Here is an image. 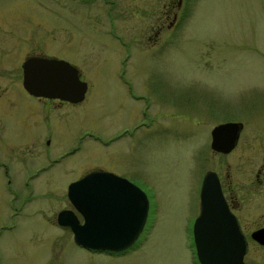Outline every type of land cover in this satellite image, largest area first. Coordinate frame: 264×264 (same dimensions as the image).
<instances>
[{"label":"rangeland","instance_id":"374dc122","mask_svg":"<svg viewBox=\"0 0 264 264\" xmlns=\"http://www.w3.org/2000/svg\"><path fill=\"white\" fill-rule=\"evenodd\" d=\"M161 3L0 0V264H197L191 222L206 169L243 225L264 224V0H180L152 42L143 31ZM29 48L73 63L83 98L28 94L18 64ZM225 119L241 128L219 153L208 131ZM93 168L136 179L149 198L143 230L120 252L89 251L54 223L67 184ZM243 233L244 264H264V246Z\"/></svg>","mask_w":264,"mask_h":264},{"label":"water","instance_id":"95a60500","mask_svg":"<svg viewBox=\"0 0 264 264\" xmlns=\"http://www.w3.org/2000/svg\"><path fill=\"white\" fill-rule=\"evenodd\" d=\"M22 85L33 95L57 97L71 102L82 99L85 82L75 66L54 57H29L22 64ZM239 121L211 128L210 147L227 152L235 144ZM66 195L81 214L79 222L69 209L56 214L73 241L91 249L109 251L129 246L138 236L147 212L145 193L134 183L109 171L91 170L67 185ZM199 210L191 224V237L198 264H244L246 240L221 193L217 174L206 170L199 185ZM264 244V227L250 232Z\"/></svg>","mask_w":264,"mask_h":264},{"label":"flooded vegetation","instance_id":"af4514ba","mask_svg":"<svg viewBox=\"0 0 264 264\" xmlns=\"http://www.w3.org/2000/svg\"><path fill=\"white\" fill-rule=\"evenodd\" d=\"M69 1H71V2H73V1H81V0H69ZM73 4V3H72ZM68 8L70 9V10H74L73 9V6H68ZM179 8H180V0H176V2L175 3H171V1L170 0H162V3H161V6H160V8H156V10H155V12H154V14H152V15H154V21L151 23V25L150 26H148V28L146 29V30H144L143 31V33H145V35H144V37H146L147 39H151L152 40V42H156V41H158V38H160L161 37V35L163 34V38H164V33H166V31L170 28V27H172L173 26V24L175 23V21H176V16H177V13H178V10H179ZM114 37H116V38H119L117 35H115V34H112ZM165 40L163 39V41H162V43L164 42ZM0 52H1V49H0ZM22 53H23V56H22V59L20 60L21 62H19V64H18V66H19V70H20V75H19V77H20V86L28 93V94H30L25 88H24V86L22 85V66H21V64H22V62H23V60H25L26 58H29V57H36V58H38V57H54L53 55H50V54H46V53H43L41 50H39V49H35V48H29V49H25V50H23L22 51ZM54 58H57V57H54ZM62 59V58H61ZM63 60H65V59H63ZM67 61V60H66ZM67 62H69L70 64H72V65H74L73 63H71L70 61H67ZM75 66V65H74ZM76 67V66H75ZM77 68V67H76ZM5 69V68H4ZM4 69H0V71L3 73V71H7V70H4ZM77 70H78V68H77ZM78 72H79V70H78ZM119 77L121 78V80H122V83H123V85H124V87H125V89H126V91H127V93L129 94V96H130V98L131 99H135V100H137L138 99V97H140V96H138L137 95V93L135 92V90L132 88V86H131V84H129V82H127L125 79H124V77H123V73L122 72H120L119 74ZM79 78L80 79H82L81 77H80V75H79ZM2 85H6L5 83H2ZM87 86V85H86ZM86 90V89H85ZM30 95H32V94H30ZM33 96H35V97H37V98H46L47 99V104H50V105H52V104H55V105H60V104H63V103H65V102H71V101H68V100H65V99H61V98H57V97H46V96H41V95H33ZM83 96H84V94H83ZM42 102H44V99L42 100ZM78 102V101H77ZM71 103H75V102H71ZM149 104V103H148ZM148 104H146V103H143V109L141 110V113H142V115H144L145 114V117L147 118V116H148V114H146V110H147V106H148ZM141 117V116H140ZM142 119H145V118H142L141 117V120ZM227 120H232V119H225V120H222V121H227ZM222 121H219V122H222ZM137 124H138V122H135L134 124H133V126H131V129L130 130H126V129H123L120 133H118V134H116V136L115 137H117V136H119V135H122V134H125V133H127V134H132L133 132H134V130H136V129H134V128H136V126H137ZM142 124V123H141ZM145 126H147V124H145ZM85 134H87V135H91L90 133H88V132H86ZM263 162H264V159H263ZM4 169V173H6V168H3ZM91 170H103V171H109V172H112V173H114V174H117V175H119V176H121V177H124V178H126L127 180H129L130 182H132V183H134V184H136V185H138L140 188H142V185L140 186L138 183H136L135 182V180L136 179H134V180H132V179H130V178H127V177H125V176H123L122 174H119V173H117V172H115L114 170H112V169H107V168H93V169H91ZM91 170H88V171H91ZM88 171H86V172H88ZM86 172H84L83 174H85ZM82 174V175H83ZM82 175H80V176H82ZM79 176V177H80ZM78 177V178H79ZM78 178H76V179H78ZM76 179H73V180H71L70 182H72V181H74V180H76ZM9 180V178H7V181ZM69 182V183H70ZM68 183V184H69ZM67 184V185H68ZM220 187H221V184H220ZM223 187V186H222ZM221 187V191H222V193H223V195H224V198H225V200H226V203H227V205L229 206V208H230V210H231V208L233 207V204H232V200L230 199V196L228 195V194H226V191L224 190V188H222ZM66 188H67V186H66ZM145 192V191H144ZM145 194H146V192H145ZM65 195H66V192H65ZM146 196H147V194H146ZM147 198H148V196H147ZM149 199V198H148ZM61 209H69V210H71L73 213H74V215H75V217L77 218V220L79 221V222H81L82 221V216H81V214L78 212V211H76V209L71 205V203L68 201V199H67V197H66V201H65V205L62 207V208H60V209H58L57 211H55V213H54V223L57 225V226H59L62 230H64V231H69V233L71 234V230L69 229V227L68 226H66V225H60V224H58L57 223V220H56V214H57V212L59 211V210H61ZM148 210H149V206H148ZM234 210V209H233ZM232 211V210H231ZM233 212V214L235 215V217H236V220H237V222H238V225H239V228H240V230L242 231V233H243V231H245V232H247L248 231V234L250 233V231H252V230H254V229H256V228H258V227H262V226H264V224H254V225H251V226H249V225H243V223L241 222V220H240V218L238 217V214L237 213H235L234 211H232ZM147 215H148V211H147ZM147 217V216H146ZM145 224V223H144ZM143 228H144V225H143ZM143 228H142V230H143ZM244 234V233H243ZM71 237H72V235H71ZM135 243V242H134ZM133 243V244H134ZM133 244H131L129 247H131ZM78 245H80V244H78ZM261 246H264V245H261ZM86 248V247H85ZM87 249H89V248H87ZM126 249V248H125ZM125 249H123V250H125ZM94 249H89V251H93ZM104 251H106V252H108V253H111V252H116V251H109V250H104ZM122 251V250H121ZM118 252H120V251H118Z\"/></svg>","mask_w":264,"mask_h":264},{"label":"bare ground","instance_id":"6f19581e","mask_svg":"<svg viewBox=\"0 0 264 264\" xmlns=\"http://www.w3.org/2000/svg\"><path fill=\"white\" fill-rule=\"evenodd\" d=\"M149 202V201H148Z\"/></svg>","mask_w":264,"mask_h":264}]
</instances>
